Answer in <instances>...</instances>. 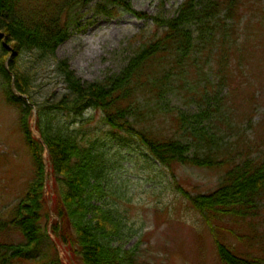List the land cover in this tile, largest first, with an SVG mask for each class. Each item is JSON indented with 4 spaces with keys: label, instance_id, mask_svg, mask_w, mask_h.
Wrapping results in <instances>:
<instances>
[{
    "label": "trees",
    "instance_id": "trees-1",
    "mask_svg": "<svg viewBox=\"0 0 264 264\" xmlns=\"http://www.w3.org/2000/svg\"><path fill=\"white\" fill-rule=\"evenodd\" d=\"M92 1L0 0L3 90L8 101L22 110V131L37 167L27 191L11 207L9 222L24 239L0 245V264L33 258H41V264H137L136 253L119 244L130 234L113 180L118 149L135 144L172 172L179 164L212 168L229 162L224 181L215 191L192 195L181 188L182 194L211 229L222 264H264V257L243 254L221 241L214 222L228 216L254 220L264 209V133L253 128L255 108L242 116L231 115L233 108L223 112L220 107V92L210 93V84L221 87L237 70L247 74L242 56L230 50L225 39L232 20L238 19L241 0H184L174 16L153 17L152 33L125 67L102 80L83 81L68 61L59 60L57 70L66 91L37 108L35 127L41 141L32 130L35 108L27 100L30 81L20 70L16 51L52 56L81 25L83 8ZM95 9L106 17L119 15L121 9L138 18L148 17L127 0H97ZM261 40L264 57V37ZM247 48L255 50L254 63L259 50L251 44ZM257 70L262 72L260 67L253 68L252 75ZM13 80L24 97L13 91ZM176 95L194 104L195 112L181 106L169 109L167 100ZM88 112L101 115L106 139L115 145L100 136L92 139L91 129L85 127ZM213 113L227 119L231 130L238 129L241 117L254 129L246 150L238 149L230 158L211 152L214 138L209 127L214 123L207 122V117ZM163 123H170V129H164ZM204 147L207 154L201 152ZM47 173L53 185L48 190Z\"/></svg>",
    "mask_w": 264,
    "mask_h": 264
},
{
    "label": "rangeland",
    "instance_id": "rangeland-1",
    "mask_svg": "<svg viewBox=\"0 0 264 264\" xmlns=\"http://www.w3.org/2000/svg\"><path fill=\"white\" fill-rule=\"evenodd\" d=\"M127 1L148 17L138 18L123 9L115 17H106L96 13L97 0H94L83 8L81 25L71 31L52 56L40 57L32 51H16L20 70L30 81L31 89L26 98L34 106L36 114L37 108L44 106L45 102L55 101L66 91L57 70L59 60L68 61L76 75L87 82L118 74L152 33V18L174 16L184 0ZM237 17V20H232L231 33L228 32L225 39L230 50L234 49L238 56H242L247 74L237 70L221 87L210 84V93L215 95L220 92V107L223 112L233 108L228 112L231 115L242 116L250 108H255L253 128L264 133V57L261 55L264 0H241ZM234 42L237 46H234ZM249 44L259 50L254 63L251 59L255 50L247 48ZM232 63L238 65L235 59H232ZM258 67L262 72L259 74L257 70L256 75H252L253 68ZM2 82L0 76V245L23 241L21 231L9 222L11 207L23 197L37 172L33 152L21 127L22 110L18 104L8 101L3 90L6 85L4 83L3 87ZM167 103L169 109L181 106L191 113L196 110L194 104L186 103L177 95ZM85 119V127L92 131V139L100 136L111 143L110 146L115 145L114 140L106 139L98 112L86 113ZM207 120L214 123L209 127L214 138L211 152L223 158H230L238 149L246 150L254 136V129L247 122L243 123L242 117L238 120L241 124L235 130L228 127L227 119L215 113ZM31 123L34 124L33 118ZM169 124L163 123L162 127L170 129ZM33 131L37 134L34 127ZM192 144L196 149L197 144L194 141ZM120 149L113 180L118 188V202L126 215L130 235L124 236L119 244L125 250L136 253L137 264H222L211 229L182 194L181 188L192 195L212 193L223 183L230 163L212 168L179 164L172 172L155 162L136 144L128 146V149ZM207 150V147L201 148L202 153L207 154ZM214 222L216 236L221 241L232 244L243 254L264 257V209L254 220H235L228 216ZM47 245L52 248L49 241ZM61 255L65 256L63 250ZM40 260L18 259L14 264H41Z\"/></svg>",
    "mask_w": 264,
    "mask_h": 264
},
{
    "label": "water",
    "instance_id": "water-1",
    "mask_svg": "<svg viewBox=\"0 0 264 264\" xmlns=\"http://www.w3.org/2000/svg\"><path fill=\"white\" fill-rule=\"evenodd\" d=\"M10 58H11V56L8 58V60H7V62H6V64H7V67H9V60H10ZM12 89H13V91L17 94V95H19V96H23L24 97V95H21L17 90H16V88H15V82H14V80H13V82H12ZM41 139V138H40ZM48 183V182H47ZM46 183V184H47ZM48 185V184H47ZM48 187V186H47Z\"/></svg>",
    "mask_w": 264,
    "mask_h": 264
}]
</instances>
